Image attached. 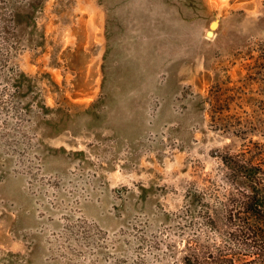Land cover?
I'll return each mask as SVG.
<instances>
[{
  "label": "rangeland",
  "instance_id": "rangeland-1",
  "mask_svg": "<svg viewBox=\"0 0 264 264\" xmlns=\"http://www.w3.org/2000/svg\"><path fill=\"white\" fill-rule=\"evenodd\" d=\"M0 54V264H153L242 144L207 96L264 115V0H0Z\"/></svg>",
  "mask_w": 264,
  "mask_h": 264
},
{
  "label": "trees",
  "instance_id": "trees-1",
  "mask_svg": "<svg viewBox=\"0 0 264 264\" xmlns=\"http://www.w3.org/2000/svg\"><path fill=\"white\" fill-rule=\"evenodd\" d=\"M14 71L18 89L27 76ZM214 91L206 99L211 122L241 147L216 151V177L188 184L168 240L153 242V264H264V115L225 114L233 100Z\"/></svg>",
  "mask_w": 264,
  "mask_h": 264
},
{
  "label": "water",
  "instance_id": "water-1",
  "mask_svg": "<svg viewBox=\"0 0 264 264\" xmlns=\"http://www.w3.org/2000/svg\"><path fill=\"white\" fill-rule=\"evenodd\" d=\"M218 27V22H217V20H212L211 22H210V28L207 30V32H206V34H207V36H213V30L215 29V28H217Z\"/></svg>",
  "mask_w": 264,
  "mask_h": 264
}]
</instances>
